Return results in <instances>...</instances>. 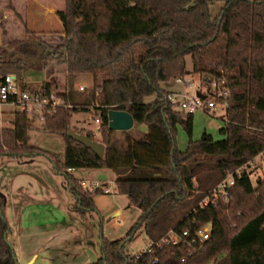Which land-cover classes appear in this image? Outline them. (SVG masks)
<instances>
[{"label": "trees", "instance_id": "1", "mask_svg": "<svg viewBox=\"0 0 264 264\" xmlns=\"http://www.w3.org/2000/svg\"><path fill=\"white\" fill-rule=\"evenodd\" d=\"M216 3L223 7L213 16ZM63 16L64 42L57 46L27 38L0 47V81L15 74L20 87L30 91L23 83L25 69L42 70L54 60L66 67L67 93H58L53 83L39 90L45 96L55 93L64 103L47 107L43 118L44 130L65 140L64 161L29 145L34 122L22 111L15 113L11 128L0 129V157L48 158L67 180L81 220L98 214L94 197L105 192L85 190L71 171L115 174L117 192L142 216L125 239L101 236V255L92 264H264V176L255 186L246 171L236 174L264 153V0H65ZM187 58L193 74L224 81L229 94L220 130L224 139L205 134L181 152L176 126L181 124L191 137L194 114L175 110L169 100L173 93L161 85L190 74ZM83 76L94 79L87 101L74 87ZM149 97L156 100L147 103ZM111 110L131 114L146 134L136 137L127 131L115 139L116 131L109 129ZM80 112L95 113L100 139L93 131H73L104 145L103 158L68 136L71 120ZM230 174L235 185L229 201L200 208ZM4 207L0 193V264H19L8 241ZM208 224L211 238L193 254L186 241L161 244L139 259L127 249L141 229L157 244L171 230L194 237Z\"/></svg>", "mask_w": 264, "mask_h": 264}, {"label": "rangeland", "instance_id": "2", "mask_svg": "<svg viewBox=\"0 0 264 264\" xmlns=\"http://www.w3.org/2000/svg\"><path fill=\"white\" fill-rule=\"evenodd\" d=\"M20 1L26 6L23 16L10 13V10L15 11L14 4L17 2L0 0V27L1 29H7L8 33L5 34L7 37L13 40L20 39L21 34L26 32L25 39L30 38L29 40L32 42H43L49 46H57L64 42L65 22L63 15L65 0H35L34 3L32 0ZM222 7V3L214 4L212 6V15H218ZM9 15L11 18L8 17ZM4 33H6V30ZM186 67L190 74L185 78L189 82H185L183 85L177 84L176 81H170L163 83L161 87L169 92L186 87L187 91L185 90L183 93L189 94L190 97L200 93L211 101L213 100L211 96H216V102L218 103L214 87L203 76L192 73L193 63L191 58H187ZM93 82L94 79L91 76L79 77V80L75 82L74 87L78 95H80L81 101L90 99ZM23 83L25 87L30 88L31 93L39 91L44 83L55 84L58 93H67L70 88V78L66 67L60 65L57 60L50 61L48 66L42 70L37 68L25 69ZM81 87H84L85 90L81 91ZM155 100L156 97H149L146 102ZM176 101L175 110L184 112L177 99ZM218 104V106H221L220 103ZM94 106L95 103L91 108ZM223 110L224 107L221 106L215 117L213 112H196L193 117L191 137L181 124L177 125L175 140L178 150L181 152L186 151L191 141L198 142L205 134L211 135L215 141L223 140L224 136L220 133L223 127ZM18 111L20 110L17 107L0 106V129L11 128L15 113ZM94 115V112L75 114L71 120L72 130L73 128H78L96 133L99 125L96 123L97 119ZM31 119L34 122V129L30 132L29 145L56 156L63 162L66 153L64 138L60 135L47 133L43 128L44 122L38 114L31 115ZM146 131L145 126L135 125L130 130V133L136 137H143ZM121 137L122 132L116 131L114 138L118 139ZM97 139H100V135L97 136ZM52 166L50 160L45 156L33 158L0 157V193L3 194L7 201V214L10 219V225L13 228L14 240L18 243L19 237L21 239V264H26V261L37 253L36 264H82L92 253H96V249L92 244H89L92 238L94 240L95 237L99 242L101 236L111 241L122 240L127 237L128 232L142 216V212L132 204L127 196L120 195L118 192L111 195L100 194L95 196V204L100 211V215L93 214L92 218L81 220L76 211L72 210V205H70L72 198L65 177L60 178L55 176V174H53L52 178L47 176L48 171L50 174L52 173ZM74 171L72 176L78 181L88 178L95 179L100 181V184L105 188L109 184V186L116 189L115 174L111 170L96 169L98 172L94 174H81L78 172L80 170ZM247 172L251 175L252 182L256 186L257 180L262 179L264 176V153L254 159L247 168ZM194 183L197 187V183ZM28 197L42 198L40 200L47 202V199L53 202V206H42L40 209L41 215L49 219L46 222L51 225L53 230L56 229L58 233V237L51 244L45 246H42L41 243L38 246L32 244L33 239L37 241L36 235L33 232L27 233L20 220L17 219V211L14 208L17 207V202L20 203L23 198ZM118 211L121 213L120 218L117 215ZM79 236L82 238V245L74 243ZM80 237L79 240H81ZM150 243L149 237L141 229L133 240L128 243L127 249L131 255L141 254L148 249ZM98 249L100 252V247ZM92 258L93 263L98 260V257Z\"/></svg>", "mask_w": 264, "mask_h": 264}, {"label": "built area", "instance_id": "3", "mask_svg": "<svg viewBox=\"0 0 264 264\" xmlns=\"http://www.w3.org/2000/svg\"><path fill=\"white\" fill-rule=\"evenodd\" d=\"M177 83L183 84L186 81V78H179L176 80ZM210 85H212L215 89V94L218 98L224 99V102H218L221 106L226 107L227 103L225 99L228 97V89L225 87V82L221 81H207ZM85 88L81 87V91H84ZM188 93V92H187ZM180 97V98H179ZM213 97V100H208L206 96L197 95L190 97L189 94L178 93L172 94L169 96V100L173 103V105L177 104L176 99L181 105V108L184 112L195 114L198 111H203L206 113H211L216 111L218 108V103L216 102V96ZM179 98V99H178ZM218 101V100H217ZM11 106L17 107L22 112H27L30 115L40 116L41 120L44 118V112L47 107L56 108L64 105L63 101L56 97L55 93H52L49 96L43 95L40 91L31 93L28 90L22 89L18 82L17 76L15 74L7 75L2 81H0V106ZM96 123L99 125L98 131L95 134V137L100 135V120L97 119ZM254 161V160H253ZM249 162L243 168L237 170L236 174L240 176L244 171L247 172V168L251 163ZM249 174V173H248ZM250 175V174H249ZM251 177V175H250ZM82 187L85 190H89L94 192L98 188H103L105 193H110V188H105L98 181H82ZM235 185V176L234 174L228 175L226 179H224L211 193L208 197H206L199 204L200 208L207 207L211 202L216 204L219 199H223L225 202L229 201V189ZM212 233V225L208 224L194 236L190 237L188 232H184L183 236L176 233L174 230H171L166 237H164L159 243L153 244L150 243L147 250L143 253H152L156 248H160L161 244L166 245H174L178 246L181 242L186 241L188 247L190 249V253L193 254L196 251L202 249L203 245L211 238ZM142 254V253H141ZM140 254L136 255V258L139 259ZM186 259H183L185 262ZM157 262V260L155 261Z\"/></svg>", "mask_w": 264, "mask_h": 264}, {"label": "crops", "instance_id": "4", "mask_svg": "<svg viewBox=\"0 0 264 264\" xmlns=\"http://www.w3.org/2000/svg\"><path fill=\"white\" fill-rule=\"evenodd\" d=\"M12 1L14 3L15 2H17V3L14 4L15 11L10 10V13L23 16V12L25 13V11H26L25 10L26 6H24V3H21L22 1H20V0H12ZM32 2L34 3L35 0H32ZM8 17L11 18L10 15ZM3 30L4 31L6 30V33H4ZM7 33H8L7 29H1V27H0V47L7 46L10 43L15 42V41L23 40V39L26 38L24 36L27 35L26 32H24L23 34H21V38L20 39L17 38L18 40L17 39L13 40L10 37H7L5 35ZM177 84H179V83H177ZM185 90L187 91L186 87H183V88L181 87L179 90L171 92V93H179L180 94V93H183ZM220 108H221V106H218L216 111L213 112L214 117L217 116V112L219 111ZM223 111H224V117H222V122L224 124V121H226V107H224ZM51 170H52V173H51L52 175L47 170L48 171L47 176H49L50 178H52L53 174H55V176H59L60 178L64 177L63 175L58 174L53 166H52ZM74 172H75L74 170L71 171L72 175H73ZM78 172H80L81 174H94L95 172H98V171L83 169V170H80ZM89 176H91V175H89ZM82 181H98V180H95V179L92 180V179L88 178L86 180L82 179ZM98 182H100V181H98ZM101 183H105V182H101ZM105 184H108V183H105ZM106 188H110L111 192L110 193H103L101 195H111V194H116L117 193L116 189H114L111 186H109V184L107 185ZM68 189H69V186H68ZM69 192H70V189H69ZM70 196L72 198V203L70 205H72V207H73L72 210L75 211L74 208H75V205H76V200H75V198H74V196L72 195L71 192H70ZM40 199H42V198H37V199L36 198H30V197L23 198L21 201L19 200L20 203L17 202V207H15L14 209L17 211V219L20 220L24 230L27 231V233L28 232H33L36 235L35 238H37V241H35L33 239V243L32 244L38 246L39 243H41L42 246L43 245L45 246V245L51 244L53 242V240L56 237H58V233H57L56 229L53 230L51 225L48 222H46V220H49V219L45 218V216H42L41 213H40L41 212L40 209H41L42 206H50L51 207V206H53L52 205L53 202H51V201H49L47 199H46L47 202H45V201H42ZM6 206H7V201L5 199L4 213H5V216H6L7 220H8V222H9V225H10V219L8 218V214H7L8 213V211H7L8 206H7V208H6ZM97 209H98V207H97ZM119 211H118L117 215L120 218L121 213ZM98 215H100V211L99 210H98ZM79 237L77 238L78 240H76V242H74L76 245L77 244L82 245V243H83L82 242V238L80 237L81 240H79ZM100 240L101 239H99V242H98V240L95 239V237H94V240L92 238V241H90L89 244H92V246L96 249V253H92L91 255H93V256L90 255V257L87 260H85L82 264H92L93 263L92 262V259H93L92 257H98V258L100 257V255H101V241ZM8 241L11 243V245H12L14 251H15L18 263L21 264V261H20V255H21V249H22L21 248L22 247L21 239L19 237L18 243L15 242L14 236H13V228L11 227V225H10V233L8 235ZM18 245H19V247H18ZM99 247H100V252H99V249H98ZM40 248H41V246H40ZM37 258H38V253L34 254L33 256H31V258H29L26 261V264H36Z\"/></svg>", "mask_w": 264, "mask_h": 264}, {"label": "water", "instance_id": "5", "mask_svg": "<svg viewBox=\"0 0 264 264\" xmlns=\"http://www.w3.org/2000/svg\"><path fill=\"white\" fill-rule=\"evenodd\" d=\"M198 95L202 96L200 93ZM108 119L111 131L127 132L135 125L132 115L124 111L111 110L109 111ZM68 136L92 150L98 157H104L105 147L101 143L94 141L88 136L80 135L73 130L68 132Z\"/></svg>", "mask_w": 264, "mask_h": 264}]
</instances>
